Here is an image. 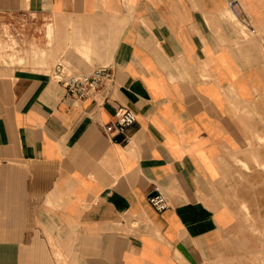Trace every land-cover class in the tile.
Instances as JSON below:
<instances>
[{
  "label": "crops",
  "instance_id": "0c3cea01",
  "mask_svg": "<svg viewBox=\"0 0 264 264\" xmlns=\"http://www.w3.org/2000/svg\"><path fill=\"white\" fill-rule=\"evenodd\" d=\"M238 2L0 0L20 47L0 57V264L224 253L230 178L264 184V0ZM58 62L110 66L114 80L76 99L51 75ZM120 106L136 112L127 142L114 140Z\"/></svg>",
  "mask_w": 264,
  "mask_h": 264
},
{
  "label": "rangeland",
  "instance_id": "374dc122",
  "mask_svg": "<svg viewBox=\"0 0 264 264\" xmlns=\"http://www.w3.org/2000/svg\"><path fill=\"white\" fill-rule=\"evenodd\" d=\"M234 22L249 37L247 29L245 31L239 22L236 20ZM12 27L11 30H14ZM11 30L4 23L0 26V57H9L11 61H14V54L20 47L19 41ZM236 160L242 164L238 159ZM257 165L259 166V162ZM247 179L246 184L239 182L243 180V175L239 172L236 173L235 178H230V191L226 190V197H229L233 203L237 215L236 227H232L228 238L222 241L227 251L221 252L216 260L208 264H264V184L250 182V177ZM243 204H247L248 209L244 208ZM51 243H53L52 240ZM56 255L63 260L59 252L56 251Z\"/></svg>",
  "mask_w": 264,
  "mask_h": 264
},
{
  "label": "built area",
  "instance_id": "2783aa9c",
  "mask_svg": "<svg viewBox=\"0 0 264 264\" xmlns=\"http://www.w3.org/2000/svg\"><path fill=\"white\" fill-rule=\"evenodd\" d=\"M238 0H228L229 8L237 12ZM254 31V29H252ZM52 77L65 89L66 94L76 99H84L94 95L105 84L114 80V72L110 66L96 67L89 72H78L72 70L62 62L56 63L51 69ZM136 120V112L127 106H120L115 114V128L121 138L115 141L127 142L128 130ZM149 202L157 211H163L169 206L165 194L155 189L148 197Z\"/></svg>",
  "mask_w": 264,
  "mask_h": 264
},
{
  "label": "bare ground",
  "instance_id": "6f19581e",
  "mask_svg": "<svg viewBox=\"0 0 264 264\" xmlns=\"http://www.w3.org/2000/svg\"><path fill=\"white\" fill-rule=\"evenodd\" d=\"M235 20H236V19H235ZM236 22H239V23L242 25V27L245 28V26H244L240 21L236 20ZM237 159H238L242 164H244V165L247 164V161L245 160L244 157H237ZM244 203H245V202H244ZM243 206H244V208L246 207V208L248 209L247 204H243ZM248 214L250 215V212H249V211H248Z\"/></svg>",
  "mask_w": 264,
  "mask_h": 264
}]
</instances>
